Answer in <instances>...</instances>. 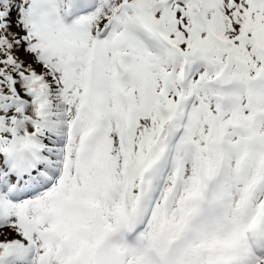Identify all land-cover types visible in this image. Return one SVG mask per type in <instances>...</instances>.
<instances>
[{
	"label": "snow or ice",
	"instance_id": "1",
	"mask_svg": "<svg viewBox=\"0 0 264 264\" xmlns=\"http://www.w3.org/2000/svg\"><path fill=\"white\" fill-rule=\"evenodd\" d=\"M0 264H264V0H0Z\"/></svg>",
	"mask_w": 264,
	"mask_h": 264
}]
</instances>
